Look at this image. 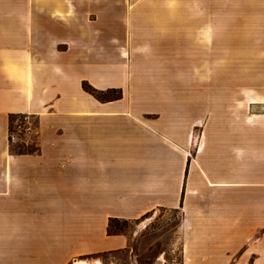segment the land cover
Masks as SVG:
<instances>
[{"label": "crops", "instance_id": "crops-1", "mask_svg": "<svg viewBox=\"0 0 264 264\" xmlns=\"http://www.w3.org/2000/svg\"><path fill=\"white\" fill-rule=\"evenodd\" d=\"M156 209L176 264H264V0H0V264L126 249L111 219Z\"/></svg>", "mask_w": 264, "mask_h": 264}, {"label": "rangeland", "instance_id": "rangeland-1", "mask_svg": "<svg viewBox=\"0 0 264 264\" xmlns=\"http://www.w3.org/2000/svg\"><path fill=\"white\" fill-rule=\"evenodd\" d=\"M208 84H229L230 79H207ZM117 95L116 92L108 94ZM262 105L253 110L262 111ZM12 132H23L27 120L24 115L14 117ZM182 213L175 209H156L135 221L112 222L113 231H125L131 243L123 250L78 255L68 264L85 260L90 264H176L182 261L180 228Z\"/></svg>", "mask_w": 264, "mask_h": 264}, {"label": "trees", "instance_id": "trees-1", "mask_svg": "<svg viewBox=\"0 0 264 264\" xmlns=\"http://www.w3.org/2000/svg\"><path fill=\"white\" fill-rule=\"evenodd\" d=\"M83 87L86 91L94 94L95 96H99L100 92L94 88L92 85H90L88 82H84ZM116 97H118L119 95H115ZM118 219H111L110 223H109V231L113 232L112 230V222H118Z\"/></svg>", "mask_w": 264, "mask_h": 264}, {"label": "built area", "instance_id": "built-area-1", "mask_svg": "<svg viewBox=\"0 0 264 264\" xmlns=\"http://www.w3.org/2000/svg\"><path fill=\"white\" fill-rule=\"evenodd\" d=\"M25 116V119L27 120L26 124L24 125V130L26 131H29L31 129V127L29 126L28 122H29V117L27 115H24ZM23 130V131H24ZM10 140L11 141H15V135L14 133L12 132V134L10 135Z\"/></svg>", "mask_w": 264, "mask_h": 264}, {"label": "bare ground", "instance_id": "bare-ground-1", "mask_svg": "<svg viewBox=\"0 0 264 264\" xmlns=\"http://www.w3.org/2000/svg\"><path fill=\"white\" fill-rule=\"evenodd\" d=\"M75 264H90V263L85 260H80V261L75 262Z\"/></svg>", "mask_w": 264, "mask_h": 264}]
</instances>
